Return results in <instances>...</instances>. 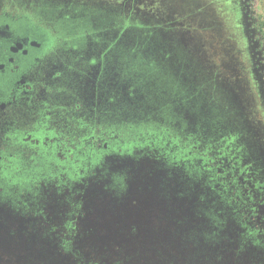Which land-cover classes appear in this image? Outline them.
Instances as JSON below:
<instances>
[{
    "label": "flooded vegetation",
    "instance_id": "1",
    "mask_svg": "<svg viewBox=\"0 0 264 264\" xmlns=\"http://www.w3.org/2000/svg\"><path fill=\"white\" fill-rule=\"evenodd\" d=\"M7 5H0V208L25 219L72 264H158L130 256L157 248L158 235L166 247L167 198L129 195L126 174L113 171L109 161L155 158L182 168L193 186L202 184L205 194L195 208L206 203L207 240L230 230L236 254L249 247L264 253V151L248 147L240 132L224 130L219 120L189 123L181 113L189 105L168 73L164 48L146 54L135 39L132 49L116 42L101 54L100 38H91L96 48L86 51L89 41L75 36L61 40L65 52L55 51L60 40L32 19L30 9L13 12ZM114 53L119 63L106 70ZM91 70L96 87L88 83ZM123 84L129 85L125 97ZM100 210L116 213L100 218ZM107 224L112 242L100 244ZM90 234L98 236L94 247ZM82 237L86 244L79 243ZM100 246L113 253L100 254Z\"/></svg>",
    "mask_w": 264,
    "mask_h": 264
},
{
    "label": "water",
    "instance_id": "2",
    "mask_svg": "<svg viewBox=\"0 0 264 264\" xmlns=\"http://www.w3.org/2000/svg\"><path fill=\"white\" fill-rule=\"evenodd\" d=\"M200 8L197 3L188 8L190 13L195 12L192 21L196 27L194 33L149 28L145 32L130 29L123 36L134 39V46L135 39L140 40L143 53L156 54L160 48H164L170 55L168 73L184 91L183 99L189 106L181 109V113L189 123L205 121L206 124L208 121L219 120L224 130L231 128L240 132L248 147L264 151V125L255 112V108L264 109V81L253 55L254 45L249 35L245 9L241 6V26L248 54L246 59L253 69L252 81L258 93L256 89L252 92L245 75L246 66L241 61L244 52L236 47L235 42H226L220 23L208 11ZM143 25L148 28L146 24ZM154 39L168 43L161 47L152 46L148 40ZM133 45L126 47L132 49ZM195 107L198 108L197 113ZM109 161L113 171L126 174L129 195L149 194L158 197L157 200L163 196L168 202L166 247L161 245L163 235H158L157 248L140 253L132 250L131 258L157 260L158 264H161L162 259L166 260L162 264H264V253L254 247L236 254L237 243L232 242L234 233L230 230H224L216 242L206 239L205 233L210 229V222L204 214L206 203L199 202L198 212L195 208L197 200L205 194L204 188L202 184L193 186L192 180L182 168L170 169L162 160L149 157L136 159L131 156H113ZM140 189L143 191L140 192ZM89 196L96 199L98 194L93 192ZM101 196L111 195L100 193ZM100 213V218H114L116 212L100 210ZM105 227L109 233L103 235L100 231V244L112 242L113 226L107 224ZM88 238L91 240L90 245L96 246L98 236L90 234ZM86 240L87 237H82L79 243L86 244ZM105 253L113 251L100 246V254ZM0 264L72 262L69 255L59 252L48 239L43 238L39 230L29 228L25 219L0 208Z\"/></svg>",
    "mask_w": 264,
    "mask_h": 264
},
{
    "label": "rangeland",
    "instance_id": "3",
    "mask_svg": "<svg viewBox=\"0 0 264 264\" xmlns=\"http://www.w3.org/2000/svg\"><path fill=\"white\" fill-rule=\"evenodd\" d=\"M4 2H11L10 7L15 10L13 12L30 9L33 12L32 19L47 27L49 34L60 40L55 51L65 52L61 47V40L80 36L85 45L86 41H89L86 51H94L97 45L95 43L98 41L95 39L100 38L101 54L106 44L107 47L114 46L117 42L121 47H126L135 43L134 39L123 36L130 31L129 27H125L127 23L141 24L145 28L144 23L148 28L194 33L196 27L192 21L195 12L190 13L188 8L189 5L197 3L201 6V10L208 11L220 23L225 41L235 42L236 47L244 52L241 61L246 66L245 75L254 92L256 87L253 85L250 65L246 59L247 44L241 26L242 6L247 14L249 35L254 45L253 55L264 81V0H0V5ZM10 7L7 5L5 9ZM148 42L156 47L168 43L157 39ZM117 56L118 54L115 53L109 55L105 62L106 70L115 68L114 66L119 63ZM152 61L151 64L162 69V63L157 60ZM90 72L92 76L88 78V83L96 87L97 71ZM127 86L129 87L128 84L122 86L124 97L128 90ZM255 112L264 125L261 110L255 108Z\"/></svg>",
    "mask_w": 264,
    "mask_h": 264
},
{
    "label": "trees",
    "instance_id": "4",
    "mask_svg": "<svg viewBox=\"0 0 264 264\" xmlns=\"http://www.w3.org/2000/svg\"><path fill=\"white\" fill-rule=\"evenodd\" d=\"M129 23H127V25H128Z\"/></svg>",
    "mask_w": 264,
    "mask_h": 264
}]
</instances>
